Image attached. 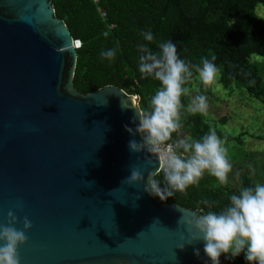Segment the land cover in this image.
Instances as JSON below:
<instances>
[{"label": "water", "instance_id": "obj_1", "mask_svg": "<svg viewBox=\"0 0 264 264\" xmlns=\"http://www.w3.org/2000/svg\"><path fill=\"white\" fill-rule=\"evenodd\" d=\"M76 51L51 0H0V224L9 211L18 230L31 221L21 264H212L203 241L185 245L182 218L202 211L144 190L159 162L129 149L142 142L125 130L139 124L138 95L78 92ZM135 167L144 181L130 186Z\"/></svg>", "mask_w": 264, "mask_h": 264}, {"label": "trees", "instance_id": "obj_2", "mask_svg": "<svg viewBox=\"0 0 264 264\" xmlns=\"http://www.w3.org/2000/svg\"><path fill=\"white\" fill-rule=\"evenodd\" d=\"M51 2L55 17L63 19L73 39L81 42L76 51L73 86L82 94L115 86L127 94H137L149 104L143 88L159 82L139 71L141 44L159 52V44L173 42L178 56L191 66V71L202 66L204 58L211 60L214 55L240 79L248 78L245 61L264 54V23L255 11L258 5L264 7V0H101L104 20L91 0ZM147 31L152 32L154 41L143 39L141 34ZM108 49H116L112 60L100 55ZM191 131L194 140L204 136L199 128L192 126ZM154 178L166 187L163 173ZM238 183L245 188L254 186L244 183V177ZM237 191L231 188L223 195L203 185H192L186 194L173 192L166 201L156 198L202 213L219 212L230 204V196ZM224 260L228 264H249L244 253Z\"/></svg>", "mask_w": 264, "mask_h": 264}, {"label": "clouds", "instance_id": "obj_3", "mask_svg": "<svg viewBox=\"0 0 264 264\" xmlns=\"http://www.w3.org/2000/svg\"><path fill=\"white\" fill-rule=\"evenodd\" d=\"M141 35L147 42L154 41L151 31ZM159 49V52H153L147 44L138 48L140 73L158 81L160 87L152 96L148 108L136 113L139 124L135 131L127 126L125 130L130 135L139 133L142 136V142L135 139L129 141L130 151L150 154L144 160L148 166L154 164L155 157L159 170L164 174L166 187H161L154 178L156 172H148L144 190L166 201L173 192L186 194V189L197 185L205 173L215 177L219 184H227L232 164L224 142L214 129L210 128L200 140L188 138L169 143L173 133H178L183 126L181 98L190 95L191 89L185 85L192 81L193 72L191 66L178 56L173 42H163L159 44ZM100 55L112 60L116 49L105 50ZM215 60L213 55L211 60L204 58L202 66H197L198 78L205 86L217 82L219 69L213 62ZM186 111L207 114V97L196 95ZM125 181L130 186L142 184L144 174L140 167L133 168ZM16 207L22 210L23 202L17 201ZM8 219L10 223L7 226L0 224V264H21L18 247L28 242L25 233L32 228V224L25 216L23 230H18L14 226L17 223L14 212H8ZM182 220L187 232L185 245L203 241L204 253L212 264H219L222 254L237 257L241 253L245 254L249 264H264V184L241 188L238 194L230 196V204L219 212L196 213L184 216ZM181 239L185 237L182 235ZM185 245L180 247L181 250ZM194 253L199 256V249H195Z\"/></svg>", "mask_w": 264, "mask_h": 264}, {"label": "rangeland", "instance_id": "obj_4", "mask_svg": "<svg viewBox=\"0 0 264 264\" xmlns=\"http://www.w3.org/2000/svg\"><path fill=\"white\" fill-rule=\"evenodd\" d=\"M257 16L264 23V7L258 5ZM219 69L216 84L205 86L193 69L192 81L185 85L191 89L189 96L181 98L184 106L181 110L182 128L173 133L172 141L192 139L193 126L199 128L204 135L214 129L224 142L232 164L228 183L219 184L215 177L205 173L197 185H203L209 191H221L226 195L228 189L245 188L239 185L238 179L244 177V183L264 184V54L249 57L244 66L247 69L246 79H240L230 73L226 63L216 57L213 61ZM143 88L150 101L159 85L149 84ZM137 95V94H129ZM196 95L207 97V114H192L186 111L192 98ZM139 110L147 109L149 104L138 96ZM242 176V177H241ZM229 255H221L222 260Z\"/></svg>", "mask_w": 264, "mask_h": 264}, {"label": "built area", "instance_id": "obj_5", "mask_svg": "<svg viewBox=\"0 0 264 264\" xmlns=\"http://www.w3.org/2000/svg\"><path fill=\"white\" fill-rule=\"evenodd\" d=\"M91 1L95 5V7L97 8L98 13L100 14V16L104 20L106 18V13H105L104 8L101 5V0H91ZM110 28H112V26ZM73 44H74L75 49H78L81 46V42L79 40H76V39H73ZM169 143H171V141H169ZM158 173H163V172L159 170Z\"/></svg>", "mask_w": 264, "mask_h": 264}]
</instances>
